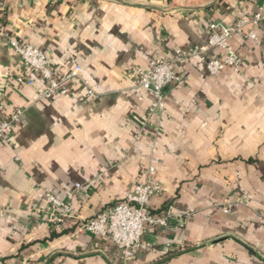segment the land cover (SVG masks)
<instances>
[{
    "label": "crops",
    "instance_id": "0c3cea01",
    "mask_svg": "<svg viewBox=\"0 0 264 264\" xmlns=\"http://www.w3.org/2000/svg\"><path fill=\"white\" fill-rule=\"evenodd\" d=\"M261 7L263 0H0V120L23 112L11 142L0 144V264H264V21L232 39L238 71L186 67L184 84L165 90L158 134L152 96L140 101L132 89L135 68L204 46L211 22L233 28ZM11 40L44 51L56 79L79 66L68 94L40 99L19 84L18 76L42 80ZM153 156L163 190L147 210L172 215L171 223L146 225L147 247L126 261L110 237L79 226L123 203ZM47 191L72 203L64 223Z\"/></svg>",
    "mask_w": 264,
    "mask_h": 264
},
{
    "label": "built area",
    "instance_id": "2783aa9c",
    "mask_svg": "<svg viewBox=\"0 0 264 264\" xmlns=\"http://www.w3.org/2000/svg\"><path fill=\"white\" fill-rule=\"evenodd\" d=\"M264 1V0H263ZM264 21V7L252 17L242 19L235 27L231 28L220 23L211 22L209 25L210 35L206 45L197 49L184 51L178 49L174 57H158L151 68L137 67L134 70L135 84L133 91L140 101H144L146 94L152 96L149 114L157 117L154 131L158 134L164 125L163 113L166 109L165 90L184 84L186 75L184 70L195 61L205 64L209 75L217 76L227 68L235 71L240 69L242 59L232 46L235 34L244 31L249 24H258ZM248 37L257 39V34L249 32ZM12 51L20 58L23 64L40 73L42 83L38 84L32 78L17 77L21 85L33 86L38 91L40 99H52L66 96L68 89L65 83L80 76L81 68L76 66L62 80L56 79L50 68L47 55L39 48L30 43L11 40ZM217 52L216 57H210L211 53ZM177 67L181 68L179 71ZM87 93L95 96V89L88 80H84ZM22 110H16L10 118L0 120V144L10 143L14 131V125L19 123ZM156 142L151 144L155 148ZM160 159L153 156L145 171V179L136 183L133 188L125 193L124 202L102 213L99 217L82 222L80 231L88 232L97 237H110L121 251L126 261L134 257L135 253L147 246L143 243L146 225L168 226L172 215L156 217L151 215L147 208L152 198L161 194L163 186L158 179V164ZM46 203L53 209L57 223H64L73 213L71 202L61 201L51 192H45ZM225 209V212H228Z\"/></svg>",
    "mask_w": 264,
    "mask_h": 264
},
{
    "label": "water",
    "instance_id": "95a60500",
    "mask_svg": "<svg viewBox=\"0 0 264 264\" xmlns=\"http://www.w3.org/2000/svg\"><path fill=\"white\" fill-rule=\"evenodd\" d=\"M170 223H171V222H170V220H169V223H168V224L170 225Z\"/></svg>",
    "mask_w": 264,
    "mask_h": 264
},
{
    "label": "trees",
    "instance_id": "16d2710c",
    "mask_svg": "<svg viewBox=\"0 0 264 264\" xmlns=\"http://www.w3.org/2000/svg\"><path fill=\"white\" fill-rule=\"evenodd\" d=\"M253 253V250H250Z\"/></svg>",
    "mask_w": 264,
    "mask_h": 264
}]
</instances>
